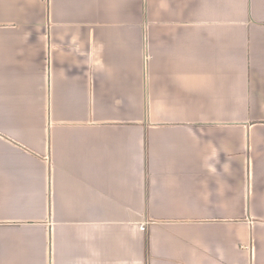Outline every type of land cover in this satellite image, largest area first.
<instances>
[{
  "label": "crops",
  "instance_id": "0c3cea01",
  "mask_svg": "<svg viewBox=\"0 0 264 264\" xmlns=\"http://www.w3.org/2000/svg\"><path fill=\"white\" fill-rule=\"evenodd\" d=\"M0 264H264V0H0Z\"/></svg>",
  "mask_w": 264,
  "mask_h": 264
},
{
  "label": "built area",
  "instance_id": "2783aa9c",
  "mask_svg": "<svg viewBox=\"0 0 264 264\" xmlns=\"http://www.w3.org/2000/svg\"><path fill=\"white\" fill-rule=\"evenodd\" d=\"M141 227L144 228V224H142Z\"/></svg>",
  "mask_w": 264,
  "mask_h": 264
}]
</instances>
